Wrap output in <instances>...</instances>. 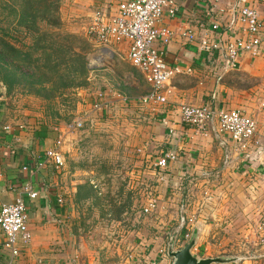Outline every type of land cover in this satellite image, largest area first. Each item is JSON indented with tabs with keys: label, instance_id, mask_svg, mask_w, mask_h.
<instances>
[{
	"label": "rangeland",
	"instance_id": "obj_1",
	"mask_svg": "<svg viewBox=\"0 0 264 264\" xmlns=\"http://www.w3.org/2000/svg\"><path fill=\"white\" fill-rule=\"evenodd\" d=\"M78 1L0 0V82L6 89L0 118L35 120L64 135L60 177L69 264H173L167 254L172 239L187 234L191 240L199 216L190 202L181 205L189 192L175 198L150 161L156 145L150 111L139 103L150 91L143 75L123 56L97 60L104 52L88 38L89 16ZM257 1L264 17V0ZM232 80L234 109L261 114L264 125V75ZM239 226L228 235L218 227L212 240L205 235L194 255L253 257L255 229L256 246H264V205L256 227L254 220Z\"/></svg>",
	"mask_w": 264,
	"mask_h": 264
},
{
	"label": "crops",
	"instance_id": "obj_2",
	"mask_svg": "<svg viewBox=\"0 0 264 264\" xmlns=\"http://www.w3.org/2000/svg\"><path fill=\"white\" fill-rule=\"evenodd\" d=\"M174 1L179 12L175 17L166 14L161 22V26L175 33L166 48V60L170 66H191L194 73L179 75L171 81L167 87V105L155 110L148 108L149 122L152 123L150 137L156 145L150 161L162 182L167 184L162 186L175 189V194L171 191L175 198L183 189L189 192V195L187 192L181 195L180 201L181 205L190 202L192 213L199 216L196 232L192 233L198 247L205 235H210V239L217 238L220 226L228 235V230L234 231L248 220H254L255 227L261 222L264 150L257 153L251 146L249 149L238 147L228 135H218L215 130H210L207 138L197 136L193 129L183 125L179 107L209 103L216 110H235L228 95L232 76L264 75V44L259 58L246 57L237 70L225 71L210 56L190 46L184 34L193 31L199 39L209 36L212 21L224 24L230 21L228 13L234 3L242 1L252 5L257 0ZM78 3L82 14L89 16L87 28L96 12L112 16L117 7V0H79ZM258 7L261 13L259 4ZM210 11H214L212 18L207 16ZM96 46L104 52L96 56L98 61L122 56L128 61L125 45ZM143 80L145 82L144 76ZM250 117L258 124V137L264 140L261 114ZM60 139L64 140V135L59 130L45 127L35 120L10 123L0 118V212L2 206L13 204L22 197L28 208L32 233V241L22 249L20 256L12 257L10 250L4 247L5 237L0 230V264H69L68 258L73 252L67 244L69 236L65 231L68 212L64 204V182L60 177L62 170H57L47 158V152L54 149ZM169 150L175 153L176 159L169 163L168 172L162 177L155 164ZM29 193L36 194V198L31 199ZM203 195L211 202L206 204L208 199L202 200ZM250 243L256 248V254L235 257L236 261L229 264H264V246H256V229L250 236Z\"/></svg>",
	"mask_w": 264,
	"mask_h": 264
},
{
	"label": "built area",
	"instance_id": "obj_3",
	"mask_svg": "<svg viewBox=\"0 0 264 264\" xmlns=\"http://www.w3.org/2000/svg\"><path fill=\"white\" fill-rule=\"evenodd\" d=\"M178 12L179 7L174 0H117L112 16L96 12L87 28L88 38L98 46H126L128 61L142 73L150 88L140 103L153 110L168 104L167 87L175 77L194 73L191 66H170L166 60V48L175 38V33L161 26V22L166 14L175 17ZM212 15L214 11L207 16L212 18ZM228 17L230 21L227 24L212 21L209 27L212 34L209 36L199 39L195 32L188 31L184 37L190 46H195L225 71L231 72L239 68L244 58L261 56L264 19L257 6L242 1L233 4ZM179 114L183 125L193 129L201 138H207L210 130H215L218 135H228L238 147L249 149L251 146L256 152L264 150V140L258 137L257 122L241 110H216L208 103L180 105ZM62 146L63 139H60L57 146L47 152V158L57 170L65 164L60 150ZM175 159V153L169 150L157 161L155 167L161 170L162 177L168 172L169 163ZM28 195L31 199L36 198V194ZM0 230L5 237L4 247L10 250L12 257H19L22 249L32 241L28 208L22 197L13 204L2 206ZM189 240L190 236L184 234L174 237L172 244L182 246Z\"/></svg>",
	"mask_w": 264,
	"mask_h": 264
},
{
	"label": "water",
	"instance_id": "obj_4",
	"mask_svg": "<svg viewBox=\"0 0 264 264\" xmlns=\"http://www.w3.org/2000/svg\"><path fill=\"white\" fill-rule=\"evenodd\" d=\"M6 97V89L0 82V100ZM196 246V237H193L187 244L180 250L174 249V244L169 247L168 254L174 259L173 264H229L236 261L235 258H198L193 255L192 251Z\"/></svg>",
	"mask_w": 264,
	"mask_h": 264
}]
</instances>
